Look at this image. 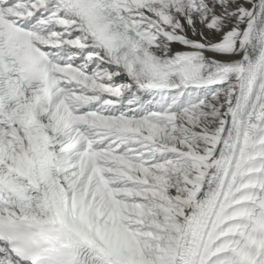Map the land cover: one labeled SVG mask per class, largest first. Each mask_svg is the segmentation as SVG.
<instances>
[{
	"label": "snow or ice",
	"instance_id": "6c2138e0",
	"mask_svg": "<svg viewBox=\"0 0 264 264\" xmlns=\"http://www.w3.org/2000/svg\"><path fill=\"white\" fill-rule=\"evenodd\" d=\"M0 264H264V0H0Z\"/></svg>",
	"mask_w": 264,
	"mask_h": 264
}]
</instances>
